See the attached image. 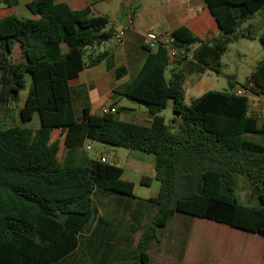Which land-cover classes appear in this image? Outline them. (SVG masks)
I'll return each instance as SVG.
<instances>
[{
    "label": "trees",
    "instance_id": "obj_1",
    "mask_svg": "<svg viewBox=\"0 0 264 264\" xmlns=\"http://www.w3.org/2000/svg\"><path fill=\"white\" fill-rule=\"evenodd\" d=\"M202 2L219 33L200 38L185 26L173 30L168 44L147 48L139 71L121 90L145 105L152 116L147 124L120 119L116 114L124 108L95 114L85 107L80 115L74 108L69 80L100 63L114 64L111 46L105 48L115 36L107 18L55 0L28 2L31 18H0V99L16 102L27 89L21 124L0 128V264H66L79 240H89L79 232L93 224L97 192L137 198L133 183L122 180L121 167L84 155L87 141L155 156L158 193L138 201L153 208L150 220L133 249L110 264H150L158 231L176 213L264 238V59L242 86L248 94H238L231 82L228 90L207 91L189 105L184 94L188 75L220 73L229 44L254 38L252 26L244 24L264 15V0ZM260 40L264 44V33ZM169 100L172 123L160 115ZM35 115L37 128L23 125ZM65 151L73 155L64 157ZM236 175L247 178L258 205L239 202Z\"/></svg>",
    "mask_w": 264,
    "mask_h": 264
},
{
    "label": "crops",
    "instance_id": "obj_2",
    "mask_svg": "<svg viewBox=\"0 0 264 264\" xmlns=\"http://www.w3.org/2000/svg\"><path fill=\"white\" fill-rule=\"evenodd\" d=\"M3 1L0 0V11H8L4 13V16L14 14L20 18L33 17L26 8V4L33 0H15L16 2L12 6H7ZM55 1L66 4L72 10L90 7L91 15L108 19L109 24L115 30V35L120 31L125 32L121 43H115L113 39L109 46H105V48L111 46L114 60L112 67L108 68L104 63H100L82 70L77 77L69 80L74 108L78 115L85 107H89L91 113L95 114H101L103 107L111 106L116 110L121 108L119 103L123 98H126L121 95V90L137 74L149 52L145 45V35L148 32L156 33L159 43L162 44H168L171 32L181 26L187 27L200 38L213 37L219 33L217 22L205 8L202 0H167L166 3L151 8L140 16L136 13H126L122 20L109 18L106 5L112 0ZM4 16L0 14V18ZM261 24V28H264V15H262ZM61 50L62 52L67 51L65 43L61 44ZM120 70H125L122 77H119L118 74ZM167 107H172L171 100L168 101ZM123 108L116 114L122 119L120 114L123 112L125 119L122 120L147 124L152 117L147 109ZM86 145L85 143L84 150ZM70 155L73 153L64 152V157ZM100 157L104 156H99L96 159ZM136 161L139 164L135 165ZM143 161L133 160L131 169L127 170L124 166L115 163L123 169L122 180L133 183V193L137 198L115 196L116 201L94 203L97 209L95 207L93 224L89 229L84 228L79 232L81 237H86L89 240H79L77 249L67 257L66 264H110L123 259L125 254L133 249L132 239L136 233L137 224L140 223L141 212L143 208H146L138 201L155 197L160 187L159 181L155 179L153 166V172L149 176L146 177L143 174L145 168ZM147 163L149 164L150 161ZM145 178H149V180L143 183ZM152 185L155 186L153 194H142L141 196L135 194L136 186L150 188ZM132 203L133 205L139 204L138 208H143L137 211L132 207L130 210ZM125 214H128L127 218ZM175 223L177 229L179 228L178 232L175 235H167L165 237L167 239L163 241L156 254L149 250L150 264H217L218 262L223 264L226 261L231 264L236 260L234 256L238 257L239 264H253L249 254L252 256L254 251L260 250L264 255V238L256 234L250 233L253 237L248 239L247 235H244L248 232L243 230L181 213ZM93 242H95V246L91 244ZM221 249H223L224 257L220 253ZM217 253L221 259H218V262L214 259Z\"/></svg>",
    "mask_w": 264,
    "mask_h": 264
},
{
    "label": "rangeland",
    "instance_id": "obj_3",
    "mask_svg": "<svg viewBox=\"0 0 264 264\" xmlns=\"http://www.w3.org/2000/svg\"><path fill=\"white\" fill-rule=\"evenodd\" d=\"M167 0H112L108 5H106V9L109 14V18L112 20L118 19L122 20L124 14H138L139 16L150 10L151 8L157 7L160 4L166 3ZM8 11H0V14L7 13ZM262 15L256 14L252 20H249L244 26L251 25L255 31L254 38H240L236 41H233L229 44L227 51L221 58V71L220 73L212 72L207 70L202 75H188L186 77L184 83V94H185V103L187 105L190 104L191 100L194 97H198L204 94L207 91H226L229 89V84H233L235 89L242 88L246 78L255 70L256 65L259 61L264 59V44H262L260 40V36L264 33V28H261L262 24ZM124 22V21H123ZM126 23V21H125ZM115 26V25H114ZM111 43H105V46H109ZM16 60H20L21 58L15 57ZM15 60V61H16ZM27 87L30 83L29 78H26ZM27 94V89L20 93V97L18 101L13 102L10 101L7 96L0 99V128H5L7 126L19 125L21 121L19 119V108L22 107L24 99ZM253 99V106H258L259 102L257 99ZM121 108L123 107H131V108H141L146 109L145 105L140 102H134L127 98H123V100L119 103ZM160 115L164 118L166 123H172V120L176 117L173 113L171 107H166L161 111ZM120 117L125 119V114L121 112ZM38 117L35 115L32 120L24 122L23 125L26 127H36L38 126ZM258 137H254V140H257ZM86 144L91 146L90 150H84V155L89 159H96L99 156H104L108 163H116L120 166H124L125 170L131 169L130 166L133 165V160H144L145 168L143 169V174L145 176H149L150 173L153 172V161L155 160V156L152 154H146L139 151L128 150L122 147H116L108 144L99 143L96 141H87ZM150 161L148 164L147 162ZM141 162V161H140ZM139 164L138 161L135 162V165ZM132 172V170H130ZM155 192V186H151L147 188L145 186H136L135 194L137 196H141L142 194H153ZM235 195L239 202L247 206H256L258 205V199L254 193V189L251 184L248 182L247 178L242 175H236V190ZM94 203L100 204L101 201H116L115 196L113 195H103L101 192H97L94 196ZM139 204L133 205L130 204V210L132 207L136 208L139 211ZM96 207V206H95ZM141 212L140 223L137 224L136 233L133 237L132 245H135L141 234V228L145 226L152 215L153 208L149 206H145ZM102 208V206H100ZM97 209V207H96ZM125 217H128V214H125ZM179 217V213H176L172 219H170L165 228H162L158 231L159 240L155 241L150 251L153 254L159 250L162 246L163 241L167 235H175L179 228L177 229L175 221ZM177 229V230H176ZM248 239L253 237L250 233H245ZM221 254L224 257L223 249L220 250ZM255 257L249 254V257L253 264H264V255H262L261 251H254ZM215 261H219V254H215ZM231 264H239L238 257ZM212 260V258L210 257ZM221 260V259H220ZM227 262V261H226ZM223 264H228V263ZM221 264V263H217Z\"/></svg>",
    "mask_w": 264,
    "mask_h": 264
},
{
    "label": "built area",
    "instance_id": "obj_4",
    "mask_svg": "<svg viewBox=\"0 0 264 264\" xmlns=\"http://www.w3.org/2000/svg\"><path fill=\"white\" fill-rule=\"evenodd\" d=\"M125 32L124 31H120L118 32L115 37H114V42L115 43H121L123 40ZM159 44V40H158V36L156 35V33L154 32H148L145 35V45L147 48L153 50L157 47V45ZM175 55V51L173 49L169 50V58L172 59ZM237 93L238 94H246L247 90L244 88H240L237 89ZM114 114L116 113V109L114 107L108 106V107H103L101 109V114ZM91 146L89 144L86 145L85 150H90ZM100 161L104 162L105 158L104 157H100L98 158Z\"/></svg>",
    "mask_w": 264,
    "mask_h": 264
}]
</instances>
